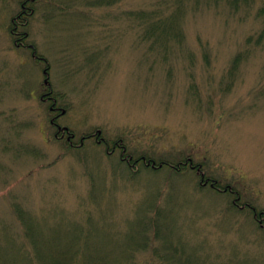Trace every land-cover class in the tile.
<instances>
[{
	"label": "rangeland",
	"instance_id": "374dc122",
	"mask_svg": "<svg viewBox=\"0 0 264 264\" xmlns=\"http://www.w3.org/2000/svg\"><path fill=\"white\" fill-rule=\"evenodd\" d=\"M97 1L40 0L18 29L34 53L11 33L20 0H0V264H264V229L231 208L234 195L79 144L94 134L135 159L190 158L264 211V45L247 44L262 29L259 5L188 11L182 45L164 56L127 15L157 0ZM50 91L64 116L41 99ZM55 117L78 148L55 137Z\"/></svg>",
	"mask_w": 264,
	"mask_h": 264
},
{
	"label": "trees",
	"instance_id": "16d2710c",
	"mask_svg": "<svg viewBox=\"0 0 264 264\" xmlns=\"http://www.w3.org/2000/svg\"><path fill=\"white\" fill-rule=\"evenodd\" d=\"M117 0H101L97 1L98 4H115ZM24 0H20L19 4H23ZM40 0H34L33 3H31L32 11H35V6L38 4ZM220 2L226 3V5L231 9V11L238 12L239 10H246L250 12V10L254 9L256 5L258 6L257 9V17L262 21V29L261 31L256 35V39L254 37H250L247 40L248 45H254L256 44L257 47L264 45V0H157L154 4L153 8L151 10H148L146 12H140V13H128L129 19H135L138 21V26L144 28V35L145 40H148L152 43L151 49L154 50L158 48L159 50L164 53V56L167 55L169 52L170 42H175L177 45H182L184 40L183 35V25L185 23V17L187 16L188 11H199L201 7H208L211 8L214 5H217ZM21 15V14H20ZM19 15V16H20ZM30 14L29 16H31ZM28 15L27 16H21L18 18V15L14 19L13 22V28H23L27 26L28 22ZM255 39V40H254ZM243 61V54H238L231 63L230 69L228 70V77L233 78L236 73L238 72V68ZM58 107V104L56 105ZM31 153L34 154V151ZM36 155V154H35ZM145 158L148 161L155 162L154 159H150L149 157L145 156ZM188 159L184 158L181 159L179 162L177 161H167L166 162H159L158 164L166 165L168 169L172 172V174H175L176 176L185 175L188 172L198 173L199 166L201 164H198L195 162L193 163L192 167H188ZM201 173V171L199 172ZM198 175V174H197ZM244 201V200H242ZM244 204V203H243ZM155 209V219H151L150 227L151 229L155 230L156 236L159 235V230L156 223V218L159 216L157 212V208L155 206L153 207ZM15 212L22 213L18 207L15 209ZM143 240V239H142ZM35 249H41L39 248V245L37 243H33ZM133 247H136V250L139 249V247L143 246L139 241L133 244ZM140 245V246H139ZM135 248L131 249V254L136 251ZM132 255H129L125 257L123 260L119 262V264H128V259L131 258ZM36 259L37 261L38 256L35 255L33 260ZM42 260V259H41ZM161 260L169 261L170 259L168 257H164ZM89 262L93 263V261H77L76 259H64L62 261H57L52 264H89ZM101 262V261H100ZM39 263V261H38ZM103 264H110L109 261H102ZM32 264V262H31ZM94 264V263H93Z\"/></svg>",
	"mask_w": 264,
	"mask_h": 264
},
{
	"label": "flooded vegetation",
	"instance_id": "af4514ba",
	"mask_svg": "<svg viewBox=\"0 0 264 264\" xmlns=\"http://www.w3.org/2000/svg\"><path fill=\"white\" fill-rule=\"evenodd\" d=\"M28 1V0H27ZM27 3V2H26ZM22 9H23V14H27V7L23 4V6H22ZM18 30L17 29H15V30H13V31H11V33L13 34V35H16L15 37V46H16V48H28L29 50L31 49L32 50V46L31 45H26L25 43H24V41L26 40L25 38H26V34L25 33H19V32H17ZM30 50V51H31ZM33 57L34 58H36V56H35V54H33ZM39 60H42L43 61V59H39ZM41 99L44 101V102H51L52 100H54L52 97H50V95H46V94H43L42 95V97H41ZM51 110H54L52 107H50L49 108V111H51ZM52 112V111H51ZM54 112H56V111H53V113ZM51 124H53L54 125V127H57V125H55L53 122H51ZM59 135H61V137L59 136ZM66 136V142L70 145V146H72V147H75V141L77 140V136H76V134H73V133H71V132H67L66 130H63V131H61V132H59L58 133V131H56V134H55V137L57 138V139H60V138H64ZM93 139H95L94 141L96 142V143H98V144H100L101 142H100V140H98V138L94 135V134H92V135H83V136H81L80 137V143L81 142H84V141H91V140H93ZM104 143V142H103ZM102 144V143H101ZM106 144V143H105ZM107 145V144H106ZM117 148H121V146H119V147H117V146H114L113 147V149H112V151L113 152H115L116 150H117ZM260 224H262L261 226L263 227L264 226V224H263V220H261L260 221Z\"/></svg>",
	"mask_w": 264,
	"mask_h": 264
},
{
	"label": "water",
	"instance_id": "95a60500",
	"mask_svg": "<svg viewBox=\"0 0 264 264\" xmlns=\"http://www.w3.org/2000/svg\"><path fill=\"white\" fill-rule=\"evenodd\" d=\"M46 84H47V81H46Z\"/></svg>",
	"mask_w": 264,
	"mask_h": 264
}]
</instances>
